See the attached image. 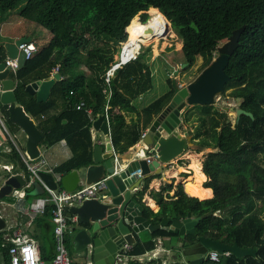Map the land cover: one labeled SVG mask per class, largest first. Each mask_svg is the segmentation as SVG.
<instances>
[{"label": "trees", "instance_id": "1", "mask_svg": "<svg viewBox=\"0 0 264 264\" xmlns=\"http://www.w3.org/2000/svg\"><path fill=\"white\" fill-rule=\"evenodd\" d=\"M17 7L20 17L50 33L47 43L37 47L33 56L10 75L16 79V103L42 133L38 146L49 147L64 139L72 151L70 158L53 168L57 174L92 163L94 144L90 127L92 120L105 114V106L112 144L123 152L139 139V117H143L145 125L149 124L176 92V80L168 77L167 90L138 112V121L132 128H124L120 110L133 109L131 100L151 87V73L145 61L151 47H144L135 60L115 69L108 83L104 81V73L127 34L130 38L135 35L133 23H143L133 18L137 12L146 21L147 9L154 7L170 22L181 38L186 66L193 65L196 56L201 55L195 76L212 60L219 43L234 29L245 25L239 45L225 68L230 79L221 94L240 100L238 107L250 111L253 118L241 114L231 124L226 112L213 104L198 105V108L192 105L182 112L183 122L197 123L192 136L199 138L197 144L216 148L202 162V171L207 177L203 187H210L213 196L195 197L188 183L186 191L193 196L186 194L184 186L181 190L180 185L173 196L169 195L172 183L161 185L158 191H149L159 205L151 220L154 224L161 216L184 217L188 212L202 217L194 226L193 234L179 235L159 228L137 239L128 253L143 255L152 251L158 237L179 238L180 247H186L197 243L199 236H205L256 249L255 255L229 254L226 264H264V220L258 214L264 205V0H0V12ZM56 67L60 78L51 87L46 101H37L26 94L27 83L49 77ZM80 98L86 105L75 109ZM58 101L64 104L56 109ZM115 108L120 112H115ZM0 110L10 126L19 128L9 121L4 105L0 104ZM0 159L1 163L12 165V176L21 185L28 181L29 172L8 139L0 146ZM150 179L146 178L137 190L138 198L146 191ZM30 190H26L25 196ZM143 209L146 216L151 213L148 206L144 205ZM44 215L51 218L50 210ZM67 215L68 224L73 226L71 209ZM5 233L0 231V264H10ZM40 257L52 258L43 253ZM155 263L160 264L161 259L148 260L147 264ZM174 264L181 263L176 260ZM200 264L222 263L205 258Z\"/></svg>", "mask_w": 264, "mask_h": 264}, {"label": "water", "instance_id": "2", "mask_svg": "<svg viewBox=\"0 0 264 264\" xmlns=\"http://www.w3.org/2000/svg\"><path fill=\"white\" fill-rule=\"evenodd\" d=\"M165 18V17H164ZM167 26L170 22L165 18ZM245 25L234 29L231 34L216 47L217 54L212 58L190 82L180 85L177 82L176 92L166 106L153 117L146 127L141 145L145 153L157 154L147 163L145 159H133L123 162L115 155L110 141L109 127L104 115H98L92 126L105 136L104 147L94 145L92 149V164L73 169L59 176V185L65 190H73L79 184H91L104 179L105 186L98 189L93 197L85 198L71 207V212L77 216V222L71 227L69 234L73 241V250L79 255L89 258L93 264H132L127 261L114 263L117 255L129 251L136 242L137 234L147 230L152 232L162 228L174 234H193L194 226L202 217H194L189 212L184 217L161 216L158 223H152L151 218L144 214L143 205L134 199V191L141 178L130 176L135 169H141V175L151 171L159 173L173 159L181 155L193 144L192 136L183 127L182 112L192 105L213 104L216 96L221 94L224 85L230 79L225 72L230 56L239 45V37ZM125 32L127 33L126 29ZM30 36H20L14 41L5 42L6 57L16 58L21 67L25 63L24 55L18 45L27 42ZM60 78L58 72L49 77L32 81L25 85V92L37 101H46L51 87ZM16 81L9 77V69L5 67L0 54V104L6 107L8 119L16 124L25 134L24 150L29 158L40 156L39 142L42 133L34 120L16 103L14 88ZM224 110H234L235 121L241 114L253 118L250 111L241 107H224ZM1 161V159H0ZM124 165V166H123ZM39 176L51 187H56L55 175L43 170ZM30 194H41L43 188L36 180L32 181ZM21 185L14 176L7 177L0 186V198L10 194L12 187ZM133 191V192H132ZM133 193V194H132ZM5 219L0 215V230L5 227ZM198 242L187 246L178 254L181 264H200L206 251L216 250L222 264H226L227 254L236 257L255 255V248H242L236 243L228 244L211 237L199 236ZM125 250L123 249L124 245ZM183 258V259H182Z\"/></svg>", "mask_w": 264, "mask_h": 264}, {"label": "built area", "instance_id": "3", "mask_svg": "<svg viewBox=\"0 0 264 264\" xmlns=\"http://www.w3.org/2000/svg\"><path fill=\"white\" fill-rule=\"evenodd\" d=\"M128 40V39H127ZM142 42L135 41V42H128L123 41L121 42L120 49L118 52V57L116 60L110 64L109 68L106 69L104 73V81L106 83L109 82L110 76L113 75L115 69L123 66L124 64L135 60L137 56L141 52ZM18 49L22 51L24 55V59L27 60L33 56L35 51L37 50L36 43L32 40L27 42H22L18 45ZM5 67L9 69V72L16 73L19 69V64L16 58H8L5 57L3 59ZM86 105L84 99L80 98L75 103V109H82ZM88 113H91L90 108H86ZM105 120L108 122V113H107V106H105ZM7 120L5 115L0 112V146L4 144V142L8 139L10 140L13 145L15 146L16 150L18 151L23 163L25 164L28 172H29V179L26 181L20 188L12 187L10 193H14L15 196L18 198L23 199L25 196V189L31 186V182L36 180L40 183L43 188V193L34 197L30 202L25 203V207L21 209L22 213L26 216H29L30 219L35 215H44L46 211L50 210V217L53 223V246H54V253L51 259L44 260L40 257L37 251V246L35 241L29 237L25 232L24 228L21 225L14 224L12 227H8V230H11L8 233V237L6 236L5 240L8 242V255H9V263L10 264H93V262L83 256V259L80 261H74L70 257L68 250L65 246V235L70 232L71 224H68V215L67 211L71 209L72 206L80 203L83 199L93 197L96 191L105 186L104 179L96 181L91 184H79L73 190H65L63 189L58 182L59 176L61 174L54 173L52 169H46L49 173L55 175V182L56 187L51 188L38 174L39 170L42 169V165L44 164L43 160L35 161V159L29 158L28 154L21 150V148L16 144L15 140L10 135L8 128H7ZM145 135V132H142L140 136V142L142 137ZM63 144L65 141L62 140ZM141 148L139 151L142 153V158L145 159L147 163L151 162L152 159L158 158V155L145 153L142 151ZM140 153V152H139ZM1 167L4 170L9 171L10 175H14L11 173L12 165L11 164H3L0 163ZM124 166V165H123ZM130 176H135L136 178H142L141 169H135L129 173ZM70 220L73 223L77 222V216L73 214L70 217ZM30 220L26 222V225L30 224ZM127 245L123 246L122 250H125ZM229 255L228 252H226ZM155 256V253H152ZM140 255H129L127 252L121 253L116 256L114 263L125 262V260L129 258H136ZM205 257L213 260L219 261L221 255L216 250L209 249ZM140 258V257H139Z\"/></svg>", "mask_w": 264, "mask_h": 264}, {"label": "crops", "instance_id": "4", "mask_svg": "<svg viewBox=\"0 0 264 264\" xmlns=\"http://www.w3.org/2000/svg\"><path fill=\"white\" fill-rule=\"evenodd\" d=\"M16 23L17 24H21L22 22L20 20H17ZM27 27L28 26H25L24 29H20V30L12 29L8 33L5 32V31H1V33H2V34H0V54H1V58L4 59L6 57L5 49H4V47L2 45L5 42H10V41L12 42V41L16 40L20 36H30L31 40L36 43L37 47H40V46H38V43L35 40L32 39V36L30 34L31 30H32L31 26L29 28H27ZM49 38H50V36L48 37V40H49ZM150 57H151V59H153L152 56H150ZM55 71L57 72V67L52 70L51 74L53 72H55ZM150 73H151V77H152V71L151 70H150ZM9 77H12L10 75V72H9ZM15 81H16V79H15ZM144 93H141L140 95H138L137 97H135V98H133L131 100L130 104L133 106V109L120 110L121 113L124 115V120H125L124 128H126V129L132 128L134 123H136L138 121V116H139L138 112L143 107L148 105L151 101H153L156 98L155 97L154 99L143 100L144 99L143 98ZM63 104H64L63 101H58L56 109L61 108L63 106ZM114 111L115 112H120L118 108H115ZM107 124H108V122H107ZM147 126H148V124L145 125L144 122H143V117L140 116L139 117V127L141 129L140 136H141L142 132H146V127ZM108 127H109L110 141H111L109 124H108ZM90 135H91V140L93 141L94 145H99L101 147H104V142H105L104 134L100 130H95L93 128L92 124H91V127H90ZM140 136H139L138 141L135 144H133L132 146H129L123 152H119L118 150H116L115 147L112 144V141H111V144L113 146V150H114L115 155H117L121 160H123V162L124 161L125 162H129V161H131L133 159L142 158V156H141L142 153H141V151H139L141 148H143L142 145H141V142H140ZM62 140H64V139H61L60 141L52 144L49 147H39L40 156L35 161H39V160H43L44 161V164L42 165V166H44L43 171L46 170V169L47 170L48 169H52L53 170V168L56 167L58 164L62 163L63 161L67 160L68 158H70L72 156V151L69 148L66 140H64L65 144H63ZM19 147L21 148V150H24V147H21V146H19ZM142 151L145 152L144 149ZM199 167H200V172L204 176V179L202 181V182H204L207 179V177L203 173L202 166L200 164H199ZM45 172H47V171H45ZM189 172H191L192 175L194 174L193 169L190 166V163L187 164V165H182V164L179 165V164L173 163L172 161L168 165H166L162 169V171L159 172V173H154V172L151 171L150 173L142 176L141 182L139 183L138 187L134 191L135 193L134 194L132 193L134 195L135 201L138 202L139 204H142L143 206L146 205V206L149 207L151 213L148 216L152 220L154 218V215L157 213V211L159 209V205L149 195V191H151V190L158 191L160 189L161 185H163L165 183H172L173 186L169 190V195L173 196L175 194L177 186L180 185L181 186V190H182V186H184V191L186 192L187 195H189V196H193L194 195L195 196L194 193H193V195H191V194H188V192L186 191V184L187 183L189 184V186H192L193 190H194V186L191 183L190 177H188V175H186V173H189ZM155 174H159V175L156 176V177H152ZM20 176L23 177L22 173H20ZM8 177H9V175H8ZM148 177L151 178L150 181L148 182V187H147L146 191L144 192V194L141 197L138 198L136 192H137V190L142 188L144 180L146 178H148ZM6 178L7 177H5L2 180L0 186L3 184V182H4V180ZM21 186L22 185H20L19 187H15V188H20ZM32 188H33V186H32V183H31V186L26 188L25 191L27 189H31L32 190ZM205 188H208L210 190V195L208 197H206V198L212 197L213 196L212 189L210 187H205ZM41 194H29L28 196H24V198L22 200V204L20 205V207H17L15 210L12 209V206H11L10 203H6V202H3L1 200L0 201V215L2 217H4L6 224H5V227L2 230H0V231L5 230L6 231L5 237L6 236L8 237V233H9V230L7 229L8 227H12L14 224L21 225L24 228V232L35 241L36 246H37L38 254L41 255L43 253V255H45L47 257H52L53 253H54V246H53V223L51 221V218H49L46 215H35V216H33L30 219L29 216L24 215L22 213V211H21V209H23V207H25V203L30 202L35 197L34 195H41ZM28 220H30L31 222H30V224L26 225V222ZM43 226H44V228H43ZM29 227H33L34 230H35V234L33 236L30 234ZM147 233H148V231L144 230L143 232L135 235L136 236V240L137 239H142L143 237H145V235ZM65 236L67 238V241L70 240L71 243H72V246H73V241H72V238H71V235L69 234V232ZM157 243H159L157 245V246H159V249H158L157 252H155V256H153V255L152 256H148L149 258L147 259L146 256H144L146 253L143 254L141 258H142V260L144 262H147L148 260H151V259L160 258L161 259V263L160 264H166L164 258H162L163 256H165V258L171 259L172 264H174V262L176 260L179 261L178 254H181L182 251L187 247V246L186 247H180V245H181L180 239L179 238H174V237H158L156 239V244ZM174 250L177 251V253L176 254H174V253L171 254V252L174 251ZM69 254H70V257L72 258V260L80 261V260L74 258L71 253H69ZM144 257L146 259H144ZM143 261H142V264H144ZM129 263H132V262L129 261ZM155 264H157V263H155Z\"/></svg>", "mask_w": 264, "mask_h": 264}, {"label": "rangeland", "instance_id": "5", "mask_svg": "<svg viewBox=\"0 0 264 264\" xmlns=\"http://www.w3.org/2000/svg\"><path fill=\"white\" fill-rule=\"evenodd\" d=\"M150 8L147 9L148 14ZM133 18L135 19L137 18L138 21L143 23L147 22L149 19L148 18L146 21H142L140 18V14H138V12L137 15L133 16ZM17 20H20L22 23L17 24L16 23ZM133 24L135 26H140L136 22H134ZM25 26H28L27 28L31 26L32 30L30 34L32 36V39L38 43V46H42L47 43L48 37L50 36L49 31L32 22L29 21L27 22L26 20L22 19L19 15V7L13 10H8L6 12H0V34H2L1 31H5L8 33L12 29L15 30L24 29ZM128 37L130 38V35L128 36L127 34V39ZM127 39L125 41H127ZM147 46H150L151 50L150 53L145 57V61L147 63L148 68L152 71V77H151V87L144 93L143 100L154 99L155 97L157 98L158 96L163 94L168 88L166 82V79L168 77L175 79L176 82H178L180 85L190 82L195 77L197 68L201 64L202 57L201 55H197L193 65L186 66L184 61V55L181 51V38L174 32V30L171 28L170 25L167 26V31L164 35H162L161 38H157V39L154 38L146 44L142 43L141 49ZM119 49H117V51L113 54V60H116V58L118 57ZM213 54L215 56L217 54V51L215 50ZM150 56H152L153 59H151ZM239 102L240 100L234 99L225 93L216 96L215 101L213 102V106L219 110L225 111L228 120H230L231 124H233L235 120L234 110H224V107H233V109H235L236 107L239 106ZM194 107L198 108L199 106L195 104ZM0 112L2 111L0 110ZM196 115L197 113L195 114V116ZM6 124L8 131L12 136V138L15 140L16 144L21 147H24L25 139H26L24 132L20 128L12 127L8 123ZM196 125H197L196 121L183 122V127L187 129L188 133L191 136H193V133L195 132ZM192 139H193L192 146L186 149L181 155L173 159L172 160L173 163L179 165L181 164L187 165L193 159H195L197 163H199L202 166V162L205 159L206 154L208 152L216 151L215 147H204L198 145L197 140L199 138L192 137ZM43 168L44 166H42V169ZM8 173L9 171L4 170L0 164V184ZM186 175H188V177H191L192 173L189 172L186 173ZM202 186H203V182H202ZM22 200L23 199L15 196L14 193L2 197V201L6 203H10L13 210H15L17 207H20V205L22 204ZM258 214L264 220V205L258 210ZM75 224L76 223H73V225ZM29 230H30V234L33 236L35 234L34 228L29 227ZM158 244L159 243L156 244L157 248L155 247L152 251H149L148 253L145 254L147 259L149 258L148 256H152V253L158 251L159 249V246H157ZM65 246L68 250V253H71L74 258L78 260L83 259L82 254L79 255L76 254V252L73 250L71 241L70 240L67 241V238L65 239ZM172 253L176 254L177 251L174 250L171 252V254ZM162 258H164L166 264H172L171 259L165 258V256H163ZM143 263L147 264V262L144 261Z\"/></svg>", "mask_w": 264, "mask_h": 264}, {"label": "bare ground", "instance_id": "6", "mask_svg": "<svg viewBox=\"0 0 264 264\" xmlns=\"http://www.w3.org/2000/svg\"><path fill=\"white\" fill-rule=\"evenodd\" d=\"M140 26L133 24L135 35L128 37V42H135L136 40L143 44L148 43L152 39L161 38L167 31V22L164 16L154 7L149 9V19L145 23H139ZM165 38V37H164ZM164 41V40H163ZM196 158V157H195ZM194 174L190 177L192 185L194 186V194L199 199H204L210 195V190L202 186L204 176L200 172L199 163L195 159L190 162Z\"/></svg>", "mask_w": 264, "mask_h": 264}, {"label": "flooded vegetation", "instance_id": "7", "mask_svg": "<svg viewBox=\"0 0 264 264\" xmlns=\"http://www.w3.org/2000/svg\"><path fill=\"white\" fill-rule=\"evenodd\" d=\"M132 247H130V249H131ZM130 249H129V251H130ZM129 251H127V253L129 252ZM208 251V250H207ZM206 251V252H207ZM129 254V253H128ZM129 255H131V254H129ZM145 256V255H144ZM140 257V258H139ZM142 255L141 256H137L136 258H134V259H132V258H127L125 261H127V262H129V261H131L132 262V264H134V262H139V263H142ZM145 258V257H144ZM204 258H205V254H204ZM146 259V258H145ZM148 262V261H147Z\"/></svg>", "mask_w": 264, "mask_h": 264}]
</instances>
